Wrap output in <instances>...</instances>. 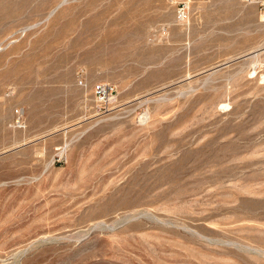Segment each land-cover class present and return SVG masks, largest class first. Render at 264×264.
<instances>
[{
	"label": "rangeland",
	"instance_id": "374dc122",
	"mask_svg": "<svg viewBox=\"0 0 264 264\" xmlns=\"http://www.w3.org/2000/svg\"><path fill=\"white\" fill-rule=\"evenodd\" d=\"M0 264H264V0H0Z\"/></svg>",
	"mask_w": 264,
	"mask_h": 264
},
{
	"label": "built area",
	"instance_id": "2783aa9c",
	"mask_svg": "<svg viewBox=\"0 0 264 264\" xmlns=\"http://www.w3.org/2000/svg\"><path fill=\"white\" fill-rule=\"evenodd\" d=\"M251 1H256V0H251ZM96 91H97L98 94H101V93H103L105 91V89L102 86H99V87L96 88Z\"/></svg>",
	"mask_w": 264,
	"mask_h": 264
},
{
	"label": "bare ground",
	"instance_id": "6f19581e",
	"mask_svg": "<svg viewBox=\"0 0 264 264\" xmlns=\"http://www.w3.org/2000/svg\"><path fill=\"white\" fill-rule=\"evenodd\" d=\"M254 73V72H253Z\"/></svg>",
	"mask_w": 264,
	"mask_h": 264
}]
</instances>
